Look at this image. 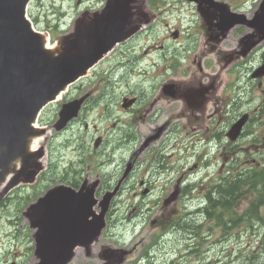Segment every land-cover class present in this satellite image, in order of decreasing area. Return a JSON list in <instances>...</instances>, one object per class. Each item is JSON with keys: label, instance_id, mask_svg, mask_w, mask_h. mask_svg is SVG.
Instances as JSON below:
<instances>
[{"label": "rangeland", "instance_id": "obj_1", "mask_svg": "<svg viewBox=\"0 0 264 264\" xmlns=\"http://www.w3.org/2000/svg\"><path fill=\"white\" fill-rule=\"evenodd\" d=\"M99 1L100 0L85 1L84 4L80 6L78 4V0H35L30 10L31 12H33L32 18L34 22L35 19H37V22H35L37 30L42 33L51 34V45H53L56 39H58L62 34V31L60 29H55L58 25L62 23L66 25L65 27L70 28V26L79 17L80 12L84 9H90L89 6H96L94 8L95 10H101L103 4H97L99 3ZM145 1L146 0H144V3ZM158 6L160 8L166 7L168 9H172L171 18L167 22L171 23L172 26H175L176 23H179V21L181 23H191L188 19L193 13V10L184 3V0H159ZM247 7H249V5ZM176 9H178V11ZM179 13L181 14V16H179ZM162 25L163 26L161 27V30L155 31L145 37L140 38L141 40L130 50V54L132 57L140 58L142 56H145L142 48L147 43L158 41L159 38L167 35L168 31L164 29V23H162ZM171 51L175 52L174 49H171ZM154 59H157V56ZM157 62L160 65H163L160 60H158ZM139 68L148 69L147 61L143 60L141 65H139ZM157 81H160V78L149 79L145 81L139 80L135 76H131L128 79V86L134 90H137L140 87L139 92L143 91L145 94H149V85L155 84V82ZM95 84L96 82L88 83V85H86V87H84L80 91L79 95L81 94V92L84 93L96 87ZM75 91L76 87L74 86L71 89L70 94L66 98L73 97L75 95ZM122 94V90H116L114 92L111 91L109 95L105 97L104 90L99 89L96 95L92 98L91 112L84 114L81 122L77 123L62 137L52 140V142H56V164L58 165L56 175L57 178H60L62 176L61 173L65 174V169H67L68 171L69 167H72L74 170H76L78 174L80 173L79 169H81L83 179L87 180L89 183L99 181V176H102L105 179L104 180L100 178V185H102L100 191H102L103 195L107 192V187H109V190H113L120 181H123L119 190L122 195L117 198V202L115 203V207L112 212L115 214L114 216L116 222L114 231L119 233L118 230L122 229L123 231L121 233L127 235L131 232H126L125 228L140 229L146 226L150 227L151 221L157 216V214H161L162 210H165L166 212L170 210L169 207L164 208L161 199L167 195V192H170L172 190L176 179L182 177V175H184L183 173L188 171L189 167L193 164V161L197 160V154H194V157H189L194 153L192 150V144L190 142L192 139L190 135L186 142L188 150V154L184 156L186 160L179 163L175 162L170 165L167 164V162L163 163L165 166H168V168H171L173 170L170 177L157 178L154 175V170L160 165L156 164V166L150 168V170H145L144 173H137L134 177H132V179H128L127 177L124 180V174L123 172H120V167L123 168V171L124 165L125 169L127 168L128 163L131 159L132 152L134 151V148L138 143L128 142L125 145H121L120 149L116 151V156L115 159H112V164H106L105 166H102L103 163H105V161L110 157V152L109 150H104L103 148L98 153H95L94 137L96 138L100 133L104 136V140H106L107 138L106 145L113 148L114 141L111 139V137H109L110 135H105V129L106 127H108L112 131L115 128H119L120 125H117L114 117V115L118 112L112 113L110 112V110H108V117L103 118L100 117V114L103 109H107L112 105V98L120 96L115 101V105H121ZM58 105L59 104H54L46 109L39 120L40 126L52 127L54 125L55 121L58 118ZM118 114L119 117L122 118V122H126L127 124L124 127H120L123 131H126L128 129L127 127L129 125V122L133 121L132 126L139 140L142 138V136L145 137L146 133H149V128L140 124L141 121H139L138 118L132 120L134 116L132 113L126 114L123 111V113L119 112ZM147 121L151 124L149 119ZM163 121L164 118L160 123L157 124V126L159 127L161 123H163ZM86 124L88 125V127H86ZM166 137L171 138L172 136L171 134H168ZM177 138L179 140L182 139V137L179 135H177ZM169 144H171L172 146L174 142L171 141L169 142ZM203 149V156L205 157V159H208V161H200L198 162V164L201 167L206 163L205 167L200 170H204L201 175L208 176V179L203 182L204 188H198L197 190H186L187 192L184 199L189 206L200 201H204V197L208 192V189L212 187L210 186V183L212 182V184L214 185L215 182H218L223 175H227V171L231 166H233L231 165V158H233L232 155H234V152H223L219 146L210 143L208 146L204 145L201 146L200 149L197 148L195 150V153L200 152ZM153 151L158 152V148H155V150H153V148L150 147L146 154H143L142 156H136V160L138 161L136 169L139 168L140 163L144 162L143 160L146 158V155L150 152L154 153ZM166 152H168V150ZM246 152L251 153L254 151L249 150ZM247 153L244 152L241 155L248 156ZM226 158L230 159L231 163H227ZM254 159L260 162L262 158L259 156H255ZM241 160L243 161L244 159ZM100 161L101 168L99 166ZM150 166H152L151 160H149L146 164V167ZM252 167H254V164L244 166V168ZM89 171L91 178L88 179L87 174ZM185 174L188 176L192 175L191 172ZM190 179L191 177H189L187 181H189ZM58 181L61 182L62 180ZM141 181L144 182L143 186L140 185ZM56 182L57 181L51 182L49 180V182H42L39 187L35 186V189L26 186L25 189L29 190H17L18 193L15 194V197L11 201V203L0 210V264H10L11 262H16V264L30 263L33 254V252H30L33 245L31 236L32 232L27 224V219L24 217V213L29 207L28 205L34 202L37 196L42 195L48 188L56 185ZM145 188H150V192L146 195L140 196V191L142 193ZM251 196L252 199H254L256 197V194L252 193ZM249 197L250 196H248V198ZM135 207H138V211L129 217V214L132 213ZM177 207H179V205ZM245 207V204H243L241 206V209ZM188 210L189 211L187 212H183L182 209H180L179 211H176L174 217L177 220H180V223H188L191 228L205 221L203 216H192L191 213L194 212V210ZM165 215H168V213H166ZM209 229H211V231L213 232L212 237H210L209 243L211 241H218L224 235L223 228L214 226L213 224L205 221V227L202 232L208 235L207 230ZM145 231L150 235V238L147 241H149L153 235L158 233L157 230L146 229ZM263 233L264 228L259 226L257 235L253 239L254 242L252 243V247L256 246L263 239ZM217 238L218 240H215ZM250 239V236L245 235L242 239V246L245 247ZM175 240H177V237L171 235L159 245V248L156 250V257L152 264H169L170 259L176 254L175 250L177 246H174ZM172 242L173 246L171 245ZM198 245L199 248H197V256L199 255L201 257L203 255H209V258L213 256V251L208 249L206 244L201 242V239ZM247 247H249V245ZM5 255H9L8 262L4 261ZM185 256L186 255L184 253L179 254L180 259L185 258ZM248 263L256 264L252 261H248ZM219 264H241V262L238 261L234 256L230 257L228 255H225L223 256ZM257 264H264V255H262L261 259L258 260Z\"/></svg>", "mask_w": 264, "mask_h": 264}, {"label": "water", "instance_id": "obj_2", "mask_svg": "<svg viewBox=\"0 0 264 264\" xmlns=\"http://www.w3.org/2000/svg\"><path fill=\"white\" fill-rule=\"evenodd\" d=\"M16 3H18L16 1ZM5 9V14L8 15V8L10 4L1 5ZM15 15L20 16V10L15 9L12 11ZM1 16L3 12L0 11ZM17 18V17H16ZM22 20V19H21ZM2 23L0 22V30ZM2 37L10 38L15 41L17 46L22 45V41L17 42L21 36L26 35L22 33H11L3 30ZM28 35V34H27ZM2 41V39L0 38ZM8 41V39H7ZM8 52L20 53V60L14 59ZM90 60L84 64L88 65ZM79 62L76 57V52L73 50L70 54L62 58L61 60H53L46 54L32 49L29 53L24 54L21 49H17L15 46H0V150L2 154L0 156V170H7L9 165L18 157H22L25 163L29 162V156L26 152L25 146V130H29V122L22 121L20 110L25 108V111L29 109V115H34L38 104L42 99L37 98L39 93L44 94L40 89H34L32 86H39L37 82L45 83L50 86L51 90H57L61 88L60 82L47 83L52 80L49 77L38 72V69L44 68L48 70L53 77L60 75H68L72 77L78 74ZM29 72H32L34 79L29 76ZM29 79V93L37 92L38 94H29L21 89L25 81ZM30 95H33L31 98ZM28 119V115L26 117Z\"/></svg>", "mask_w": 264, "mask_h": 264}, {"label": "flooded vegetation", "instance_id": "obj_3", "mask_svg": "<svg viewBox=\"0 0 264 264\" xmlns=\"http://www.w3.org/2000/svg\"><path fill=\"white\" fill-rule=\"evenodd\" d=\"M204 77L205 76L202 75V79H204ZM250 82L253 83V85H252L253 86L252 91L255 90V89H258L263 84L262 80H258V79L250 80ZM262 93H264V92L262 91ZM254 99H255V97L254 96H251V98L249 100L250 105H252V102L253 103H256Z\"/></svg>", "mask_w": 264, "mask_h": 264}, {"label": "bare ground", "instance_id": "obj_4", "mask_svg": "<svg viewBox=\"0 0 264 264\" xmlns=\"http://www.w3.org/2000/svg\"><path fill=\"white\" fill-rule=\"evenodd\" d=\"M40 140L41 139L39 137L31 138L30 147L32 148V150H35L36 148H38V146L40 145Z\"/></svg>", "mask_w": 264, "mask_h": 264}, {"label": "trees", "instance_id": "obj_5", "mask_svg": "<svg viewBox=\"0 0 264 264\" xmlns=\"http://www.w3.org/2000/svg\"><path fill=\"white\" fill-rule=\"evenodd\" d=\"M231 194H234V188H229V189H227V193H226V195H227V196H230V197H233V195H231Z\"/></svg>", "mask_w": 264, "mask_h": 264}]
</instances>
